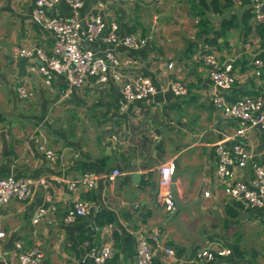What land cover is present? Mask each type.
<instances>
[{"label": "crops", "instance_id": "1", "mask_svg": "<svg viewBox=\"0 0 264 264\" xmlns=\"http://www.w3.org/2000/svg\"><path fill=\"white\" fill-rule=\"evenodd\" d=\"M199 4L191 0H83L80 18L98 11L106 22H117L120 34L136 33L147 39L135 51L115 46L122 59L119 71L125 74L132 65L148 75L158 90L147 99L122 106L113 79L97 84L89 77L82 88L62 98V75H55L48 87L32 71L33 58H14L12 51L17 47L49 53L53 36L33 21L35 0H0V134L8 143V152H3L0 135V178L45 177L50 183L48 187L36 185L26 199H10L0 207L5 233L0 252L10 264H19L14 256L17 241L23 250L39 248V264H75L85 258L89 247L108 243L112 245L108 264H135L136 238L142 233L156 235L163 247L174 250L169 256L158 249L155 264H264V212L229 199L216 176L215 144L222 141L231 147L237 124L212 104L217 89L194 56L204 41L197 25ZM243 8L241 0H233L232 7L221 14L205 11L209 36L221 42V19L230 13L239 17ZM54 12L69 15L71 8L60 2ZM146 23H150L149 36ZM255 37L251 43L242 27L231 28L225 45H212L222 61L234 60L236 81L228 99L232 92L236 99L245 95L264 99V76L258 80L248 73L253 57H263L262 41ZM82 46L101 55L108 45L98 40ZM171 80L184 83L187 94L175 96L168 88ZM18 85H25L32 95L19 98ZM39 131L46 147L54 151V160L38 150ZM247 139L264 156L263 131L252 128ZM170 159L175 162L170 190L174 188L185 205L174 213L155 201L158 167ZM114 169L122 174L110 179ZM86 172L97 176L93 188L68 187L70 180ZM237 176L249 180L250 168L238 171ZM205 191L209 196H204ZM76 199L94 201L96 207L75 222L65 223L64 215ZM38 207H44L46 214L34 224L32 215ZM98 213L112 218L110 231L106 230L109 223L95 224ZM206 246L229 247L232 253L213 261L197 259L198 250Z\"/></svg>", "mask_w": 264, "mask_h": 264}, {"label": "built area", "instance_id": "2", "mask_svg": "<svg viewBox=\"0 0 264 264\" xmlns=\"http://www.w3.org/2000/svg\"><path fill=\"white\" fill-rule=\"evenodd\" d=\"M60 2H65L71 8L69 15H60L54 12V8ZM83 0H35L32 12L33 21L41 28L50 32L53 36V44L49 53L35 47H17L12 51V56L33 58L36 63L31 65L32 71L43 77L45 84L51 87L55 75H62L65 87L60 90L61 97L65 98L72 92L83 87L87 78H92L97 84L107 83L110 79L115 81L122 97V106L132 101H141L154 95L158 87L152 79L143 73L135 71L130 60L123 63L131 65L127 67L125 74L119 71L122 59L115 50V46H123L127 51H135L146 44L147 39L136 33L120 34L116 21H105L98 11L91 13L82 19L78 15ZM99 3V8H102ZM252 24L264 23V0H251L250 3ZM101 40L107 44V48L101 55L94 50L82 46L83 42H95ZM254 43V41H250ZM263 57L254 56L251 61L249 75L260 79L264 69V42L262 43ZM195 58L202 62L206 68L213 86L217 89L212 95V104L227 119H233L236 130L233 135L235 141L231 147L224 145L222 141L215 144L217 159L216 176L225 195L243 205L245 208L264 212V156L251 148L248 141V132L260 124L264 128V99L260 95H245L235 101L228 99L236 81L232 73L233 59L221 60V55L216 48L203 41L195 51ZM168 68L172 67L169 63ZM168 88L175 96L187 94V87L178 80L168 82ZM19 98L25 99L32 95V91L25 85L16 87ZM42 138H36L38 150L50 160L55 159L52 149L46 147L43 134ZM264 136V132H263ZM114 140L118 137L112 136ZM250 168L249 180L239 178L238 171ZM159 180L155 201L168 212L175 208L170 185L175 172L173 159L158 167ZM119 169H114L108 177L114 179L121 175ZM59 182V179H56ZM97 176L86 172L81 177L68 182V187L75 190L77 187L91 189L96 185ZM41 185L48 187L49 181L45 177L32 178L9 175L0 178V207L10 199L24 200L32 192L33 187ZM204 196H209L205 191ZM48 199L50 197L48 196ZM96 207L94 201L76 199L64 215L65 223H73L79 217L88 215ZM51 208L54 209L53 205ZM46 214L44 207H38L32 215V223L37 224ZM111 224L106 227L111 230ZM5 237L0 226V241ZM153 243L155 246H153ZM162 249L167 255L173 256L171 247H163L156 235L140 234L136 238V256L138 264H155V253ZM14 256L19 264H39L40 250L33 246L23 250L21 242L15 243ZM232 253L229 247H202L196 253L197 259L213 261L219 257H226ZM112 257V245L110 243L101 246H91L87 249L85 258L75 264H108ZM0 264H10L3 258L0 252Z\"/></svg>", "mask_w": 264, "mask_h": 264}, {"label": "trees", "instance_id": "3", "mask_svg": "<svg viewBox=\"0 0 264 264\" xmlns=\"http://www.w3.org/2000/svg\"><path fill=\"white\" fill-rule=\"evenodd\" d=\"M223 3H221V0H198L197 2L200 7L198 13H196L197 16L200 17L199 21L197 22V25L200 27L201 34L204 35V41L207 42L210 45H225L226 43V34L231 28H238L242 27L244 30V36L247 38V36L253 31L256 36L259 37V40L264 42V23H261L259 25H253L251 22L252 13H251V7H250V0H241L242 7L244 6L243 10L240 13V16L237 17L236 14H229L227 17H223L221 19V22L219 24V32L222 37V41L219 42L218 38L209 36V20L204 17L205 11H209L212 13H223L224 9L231 8L233 5V0H222ZM241 60H238L240 62ZM247 61H244V65H246ZM264 76V73L262 71L261 77ZM231 101L236 100V95L232 92L230 94ZM103 213H98L95 216V224L99 227L104 226L105 224L111 223L112 218L110 216H106V218H103Z\"/></svg>", "mask_w": 264, "mask_h": 264}, {"label": "water", "instance_id": "4", "mask_svg": "<svg viewBox=\"0 0 264 264\" xmlns=\"http://www.w3.org/2000/svg\"><path fill=\"white\" fill-rule=\"evenodd\" d=\"M145 31H146V35L149 36V32H150V23H146L145 24ZM257 127L264 132V128L260 125V124H257ZM1 141H2V151L3 152H8V143L4 137V133H1ZM172 192V196H173V201H174V205H175V208L173 210V213L178 211L179 209H182L185 207V205L182 203V201L178 198V195L175 191L174 188H172L171 190ZM135 264H138V259H137V256L135 257Z\"/></svg>", "mask_w": 264, "mask_h": 264}, {"label": "rangeland", "instance_id": "5", "mask_svg": "<svg viewBox=\"0 0 264 264\" xmlns=\"http://www.w3.org/2000/svg\"><path fill=\"white\" fill-rule=\"evenodd\" d=\"M191 1H194V2H195V0H191ZM250 3H251V0H250ZM253 33H254V32L252 31V32L247 36V39H248L247 41H254V40H255V38H256L255 35H256V34L254 33V34H255V35H254ZM249 96H252V95H249ZM255 255H257V254H255ZM254 258H255V256H254ZM249 259L253 261V257H252L251 255L249 256Z\"/></svg>", "mask_w": 264, "mask_h": 264}]
</instances>
